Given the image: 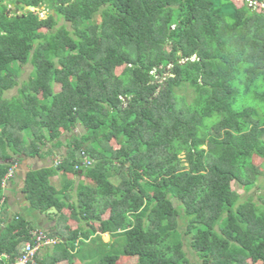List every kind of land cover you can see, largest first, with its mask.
Segmentation results:
<instances>
[{"label":"trees","instance_id":"trees-1","mask_svg":"<svg viewBox=\"0 0 264 264\" xmlns=\"http://www.w3.org/2000/svg\"><path fill=\"white\" fill-rule=\"evenodd\" d=\"M18 1L46 11L0 0V264L37 228L11 161L64 144L21 189L57 221L38 264H264V0Z\"/></svg>","mask_w":264,"mask_h":264},{"label":"crops","instance_id":"crops-1","mask_svg":"<svg viewBox=\"0 0 264 264\" xmlns=\"http://www.w3.org/2000/svg\"><path fill=\"white\" fill-rule=\"evenodd\" d=\"M68 136L69 135H64L62 137V138H64L63 141H65L68 138ZM64 145L61 146V147H64L63 151H59L58 148H56L55 152L53 153V152H47V151H45L46 149H44L40 155H35V156L19 155V156L14 157V159L12 160V162H13L12 166L14 168V173H13V176L8 181V184L5 188V190H3V196L6 198V202H5V204H3V206H4L5 211L7 210L6 211L7 214H9L10 216L14 213L22 214L25 218L35 222L38 229L42 230V228H45L46 231H44V230H42V231L47 236H48V234L55 233V226L57 223L56 217L55 216L49 217L48 213H40V212L32 209L30 207L28 201L24 198V194H23L21 189H22L23 184H24V179H25L26 173L29 170H35V169H39V168H43V167L56 166L57 165L55 163L56 161L61 162V159L63 158V156L66 153V146H64ZM63 176H65V175H63L61 172H58L57 174H54L50 178L51 183L58 190H60L62 187ZM79 179L80 178L78 175H72V180L74 181L75 187L72 190H70L69 193L72 195L73 198L75 197L76 184L78 183ZM16 205H18L19 208L12 210L11 208L12 207L14 208V206H16ZM24 209L26 212L24 211ZM51 213L52 212H50V215H51ZM69 223H71L72 225H75L74 220H72V219H70ZM81 225H82L81 227H87V225L84 222H82ZM102 234H109L110 235V233H108V232H105ZM50 237L55 238L57 241L56 235H54V236L50 235ZM110 237H111V235H110ZM111 239H112V237H111Z\"/></svg>","mask_w":264,"mask_h":264},{"label":"built area","instance_id":"built-area-1","mask_svg":"<svg viewBox=\"0 0 264 264\" xmlns=\"http://www.w3.org/2000/svg\"><path fill=\"white\" fill-rule=\"evenodd\" d=\"M249 4H255V1L248 0ZM59 161H56L55 163L58 164ZM89 163V161H86ZM14 169L13 167L9 168L7 174L4 176L2 181V186L6 187L8 184V181L13 176ZM33 240L32 242H25L22 250L20 251V254L15 262L12 264H38L36 260V253L37 250L41 245H51L56 242V239L53 237H48L41 229H36L33 231Z\"/></svg>","mask_w":264,"mask_h":264},{"label":"rangeland","instance_id":"rangeland-1","mask_svg":"<svg viewBox=\"0 0 264 264\" xmlns=\"http://www.w3.org/2000/svg\"><path fill=\"white\" fill-rule=\"evenodd\" d=\"M232 2L234 3V4H236V5H240L241 4V2H242V0H232ZM253 5H255V4H253ZM8 8H9V10H13L14 9V4H13V2H8V6H7ZM43 8H45V4L43 3L42 5H40L39 7H37L36 9L35 8H33V9H29L28 8V6L26 7H23V8H21L18 12H17V14H21V13H24L25 11H27V10H37V11H40V10H42ZM10 15H12V14H10ZM42 15V14H41ZM60 22H62V21H60ZM31 71H32V66H30L29 64H24V65H22L21 66V70H20V73H19V80H23V79H26L27 78V76L29 75V73H31ZM162 76L160 77V80H162ZM59 87H58V85H56L55 86V89H58ZM15 92H16V89L15 88H13V89H10V90H8L7 91V95H12V94H15ZM79 131H81L80 129H79ZM63 140H64V138H62ZM58 150L59 151H63L64 150V147H60V148H58ZM180 157H183V154H180ZM61 181V180H60ZM58 183V182H57ZM233 187L235 188V189H240V187L238 186V184H236V183H233ZM258 191L257 192H259V191H261V189H257ZM16 208H19V206L18 205H16V206H14V208L12 207L11 209L12 210H14V209H16ZM10 209V210H11ZM7 211V210H6ZM24 211H25V209H24ZM26 212V211H25ZM48 212H54V210H49ZM47 213V212H46ZM52 214V213H51ZM42 228V227H41ZM42 230H44V231H46V229L45 228H42ZM48 231V230H47ZM101 239H102V241L103 242H110V240H111V237H110V235L109 234H102L101 235ZM86 246V245H85ZM87 248H90V246L88 247V246H86ZM184 249L187 251L189 248H188V246H187V240L186 239H184ZM188 254H189V256L190 257H193V255H192V252L190 251V250H188ZM193 260H194V257H193ZM88 262H90L89 260H88ZM116 264H134V258H124V259H121V260H119V261H117L116 262Z\"/></svg>","mask_w":264,"mask_h":264},{"label":"flooded vegetation","instance_id":"flooded-vegetation-1","mask_svg":"<svg viewBox=\"0 0 264 264\" xmlns=\"http://www.w3.org/2000/svg\"><path fill=\"white\" fill-rule=\"evenodd\" d=\"M13 4H14V9L13 10H9V8L7 7V10H6V12H7V14H17V12L21 9V8H23V7H27V6H32V9L33 8H37V7H34L33 5H31V4H29V5H20V2L18 1V0H14V2H13ZM39 7V6H38ZM34 11H36L37 13H39L41 16H43L44 15V12L46 11V8H43L42 10H40V11H37V10H34Z\"/></svg>","mask_w":264,"mask_h":264},{"label":"water","instance_id":"water-1","mask_svg":"<svg viewBox=\"0 0 264 264\" xmlns=\"http://www.w3.org/2000/svg\"><path fill=\"white\" fill-rule=\"evenodd\" d=\"M28 8H29V9H32V6H28ZM11 163H13V162L11 161Z\"/></svg>","mask_w":264,"mask_h":264},{"label":"clouds","instance_id":"clouds-1","mask_svg":"<svg viewBox=\"0 0 264 264\" xmlns=\"http://www.w3.org/2000/svg\"><path fill=\"white\" fill-rule=\"evenodd\" d=\"M12 167H13V166H12ZM13 169H14V168H13ZM5 188H6V187H4V189H3V190H5Z\"/></svg>","mask_w":264,"mask_h":264}]
</instances>
